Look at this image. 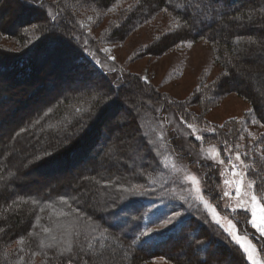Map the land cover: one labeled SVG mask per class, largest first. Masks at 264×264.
<instances>
[{"label": "trees", "instance_id": "trees-1", "mask_svg": "<svg viewBox=\"0 0 264 264\" xmlns=\"http://www.w3.org/2000/svg\"><path fill=\"white\" fill-rule=\"evenodd\" d=\"M116 1L119 0H79L83 7L101 9L112 6ZM16 3L43 13L44 31L40 37L45 39L43 36L47 34L45 29L48 27L62 31L64 36L57 39L72 50L78 67H84L83 64L88 66V63L94 66L107 89L97 91L92 88L96 84L71 86L65 92L50 97L24 121L12 124L3 134L4 141L0 139V264H143L154 258H164L172 264H244L242 252L216 224L203 217L202 211V215H198L199 207L188 210L183 201L167 193L136 195L132 200L117 199L116 194L111 197L114 192L111 193L108 186L110 182L119 180L129 183V180L133 183L141 177L139 171L145 165L142 161L146 156L145 141L137 126L141 113L151 111L150 98L156 99V94L134 78H112L111 72L102 70L99 62L94 61L98 53L92 41L59 5L51 4L49 10L42 0L32 1L31 4L17 0ZM131 5V8L123 10L117 29L112 27L107 30L108 36L117 39L159 12L169 13L176 26L148 45L145 53L161 55L184 41H203L209 45L213 63L220 71L213 81L199 84L197 93L201 96V107L210 106L230 93L241 97L247 101L248 110L241 119L233 118L227 125L240 126L248 117L262 128L264 139V0H132ZM35 23L33 18H29L15 26L13 31L6 30L23 47L21 52L0 50L1 56H8L12 61L11 68H26L36 51L32 48L45 42L37 40L38 44L27 45L23 36L21 39V35L26 36V28ZM72 67L76 70L77 65ZM0 69L6 71L7 67L3 64ZM21 77L18 80H23L24 77ZM125 87H128L127 91ZM37 88L40 89L39 86ZM136 90L143 94L141 99H133ZM103 93L111 94L112 100L108 101V95ZM117 94L123 95L117 99ZM204 94L206 97H202ZM156 97L161 101L160 95ZM164 101L163 98L156 115L166 118ZM200 103L195 104L199 106ZM110 111L122 114L119 120L121 131L116 132V127L99 130V127L102 128L100 124L94 131L96 135L91 133L96 120L99 122L102 114ZM163 127L171 145L172 139L177 137L176 128L167 121ZM256 138L252 143L253 149L261 146L259 136ZM22 140H25L21 146L25 154L17 163L11 159L14 156L12 151L16 146L20 148L18 142ZM89 142L91 145H88ZM125 142H129L130 146H124ZM132 147L138 157L135 158L141 160L138 173L126 169L127 154ZM79 150L82 152L78 153ZM37 156L41 159L36 160ZM178 156L182 157L181 153ZM108 157H115V165L111 166ZM95 158L101 160L100 165L89 161ZM257 158L260 177L254 175L255 187L264 191V174L261 172L264 170V155L262 161ZM53 160L69 162L70 168H79L78 164L86 161L93 164L94 170L88 169L79 174L84 170L79 168L77 174L80 177L71 185L68 182L54 183L53 186L31 189L21 185L18 189L16 180L21 169L43 172ZM250 162L256 164V161ZM136 163L139 165L138 161ZM199 163V167H204L202 175L207 189L213 168L210 162ZM59 165L56 163V167ZM84 185L92 187L91 191H85ZM106 192L109 193L107 198L103 195ZM205 200L210 203L214 199L209 195L205 196ZM201 204L204 202L201 201ZM175 211L182 213L175 223L142 236ZM237 216L239 214L233 216L235 222L245 229V219ZM65 219L72 224H67L71 227L70 245L65 248L47 243L46 238L51 233H58L53 232L55 225ZM246 234L253 237L252 233ZM179 244H184V247L180 248ZM211 247L220 255L212 254ZM261 251L264 254V248ZM225 252H230L226 258L223 257ZM234 253L239 259L235 258L236 255L232 256ZM232 258L236 263L231 262Z\"/></svg>", "mask_w": 264, "mask_h": 264}, {"label": "rangeland", "instance_id": "rangeland-1", "mask_svg": "<svg viewBox=\"0 0 264 264\" xmlns=\"http://www.w3.org/2000/svg\"><path fill=\"white\" fill-rule=\"evenodd\" d=\"M25 1L31 4L30 2L39 0ZM42 1L44 7L49 10H51V4L59 5L70 16V20L76 22L79 30L92 41L94 49L98 53V58L96 57L94 61L99 62L102 70L111 72L112 78L114 76L121 80L122 78H134L145 86H149L156 96L160 95L161 101L163 98L165 100L166 118L156 115L161 101L159 99L158 101L154 96L156 99L150 98L149 102L151 111L141 113L138 122L137 127L140 135L144 138V149L147 156L142 158L145 165L139 171L141 177L133 183L129 180V183L119 180L113 181L114 183L110 182L108 185L112 190L110 192H114L111 197L117 195V199L129 198L132 200L136 195L131 194V191H135L137 188L147 195L167 193L175 196L176 199L184 202L188 210L194 209L195 206L201 208L197 209L198 215L201 216L200 211H202L206 214V216L203 214V217L208 222L216 224L218 229L220 228L228 236L242 252L244 264H251V261L247 259V253L244 252V247H248L254 258L260 264H264V254L261 251L264 248V235L251 226L250 211L252 196H255L256 203L264 208V191L257 190L254 182V175L260 177L258 158L255 159V157H259L262 161L264 155V139L261 135L263 130L257 126V123H253V119H248V117L243 119L240 126L230 125V123L227 125L233 118L241 119L249 107L247 101L233 93L210 106L201 107L199 101L201 96L197 93L199 84L213 81L220 71V68L213 63L211 47L203 41H184L161 55L146 54L148 45L157 41L163 32L174 28L177 24L175 19L165 11L139 23L130 32L120 35L121 37L117 39L110 38L107 30L112 27L117 29V22L122 18L123 10L131 8L132 0H119L112 6L102 9L83 7L79 0ZM16 2L17 0H0V50L6 53L7 51L21 52L23 48L20 47L21 42H18L15 36L9 35L6 30L13 31L15 26L29 18H33L36 23L26 28V36L21 35V39L24 38L27 45L38 44L37 40H45V42L43 45L32 48V51H36L32 54L26 68H11L13 65L10 58L0 55V66L5 64L7 67L6 71L0 69V139L2 140L4 139L3 134L9 130L12 124L24 121L27 115L35 112L50 97L59 92H65L71 86L96 84L102 86L100 89L103 92L107 89L94 66L88 63L89 67L86 64H83L84 67H78V61L76 62L72 57V50L60 42V39H57V37L64 36L62 31L48 27L45 29L47 34L43 36L45 39H42L40 35L44 31L45 15L29 8L28 5L23 7ZM47 39L48 42H46ZM36 47L38 48L36 49ZM79 61L84 62L80 59ZM73 65H77L76 70L72 67ZM20 73L22 75H19ZM21 76L24 77L23 80H18ZM127 89L128 87L124 88L126 91ZM136 91L133 94V99H141L143 94H140L139 90ZM119 95L121 94H117V99L123 94ZM109 97L113 98L108 93L107 100ZM202 97H206V95L204 94ZM195 103L200 104L198 106ZM121 116L122 114L112 111L102 114L100 121L94 122L95 125L91 133L96 135L94 131L100 124H102V128L99 127V130H108L109 128L113 130V127H116L115 131L120 132L122 128L119 124ZM165 121L173 124L176 128L174 129L177 137L172 139L171 145L167 141L168 134L164 132ZM258 136L261 146L253 149L254 141ZM24 143L25 140L18 142L20 148H16V146L12 151L14 156L11 159L17 163L18 159H22L25 154L23 148L21 149ZM125 143L124 146L129 145V142ZM88 145H91V142ZM136 145L141 148L139 143ZM133 148H130L131 150L127 154L126 169L137 172L141 160L136 159L138 157L132 150ZM83 150L84 148H82ZM82 151L79 150L78 153ZM178 153H181L182 157L178 156ZM114 158L108 157L111 166L115 165ZM53 161L48 163L49 167L43 172L41 170L37 172L39 171L37 169L34 171L21 169L22 172L16 180L17 186L19 185L18 189L21 185L30 189L53 186L54 183L58 185L68 182L71 185L78 181L79 174L89 171L88 169L94 170L91 161L97 165H100L101 162L99 158L89 159L91 163L81 162L78 166H80V170L83 168L84 170L77 174L80 171L77 166L70 168L69 162ZM137 161L139 165L136 163ZM200 161L210 162L211 168H213V171H210L212 179L209 180L207 189L204 186V176L202 175L204 167L198 166ZM250 161H256V164ZM56 163L60 164L61 168L56 167ZM22 166L23 161L19 167ZM145 168L146 170H144ZM261 172L264 174V170ZM191 178H194L195 183ZM125 180L127 181V179ZM225 180L228 181V184L224 183ZM84 187L87 192L92 189L89 185H84ZM237 187L240 188L239 194L236 193ZM224 192H228L229 195L225 197ZM103 195L106 198L109 197L108 192ZM209 195L214 199L213 201L209 200L208 204L211 205V209H215V218L211 209L207 208L205 203L201 204V201H206L205 196ZM199 197H203V200ZM236 214L245 219V223H243L245 229L235 222L233 216ZM172 215L173 213L168 217ZM60 221L55 225L53 231L58 232L57 235L51 233L46 238V242L66 248L71 243V227L68 225L72 224L69 219ZM163 221L152 227L151 230L165 228ZM59 233L60 235H58ZM229 233L239 237V241L234 240L233 235ZM246 233H252L253 237ZM179 247H184V244H179ZM213 251L212 254L215 256L220 255L217 250ZM227 255L229 256L230 252H225L223 257L226 258ZM233 255L239 259L237 254ZM231 262L236 263L233 258ZM143 264L172 263L164 258H154Z\"/></svg>", "mask_w": 264, "mask_h": 264}, {"label": "snow or ice", "instance_id": "snow-or-ice-1", "mask_svg": "<svg viewBox=\"0 0 264 264\" xmlns=\"http://www.w3.org/2000/svg\"><path fill=\"white\" fill-rule=\"evenodd\" d=\"M105 51H107V50H105ZM101 87H102V86H98V85H97V86H94V87H92V88H95L97 91H100V88H101ZM103 95L107 96L108 93H103ZM111 99H112V98L109 97V100H111ZM109 100H108V101H109ZM102 106H103V105H102ZM102 106H101V107H102ZM101 107H100V108H101ZM100 108H99V109H100ZM99 109H98V110H99ZM98 110H97V111H98ZM254 123H255V121H254ZM189 127H191V125H189ZM45 155H50V153H46ZM40 159H41V157H39V156L36 157V160H40ZM191 179H193V182L195 183L194 178H191ZM224 183H225V184H228V181L225 180ZM249 187H250V185H249ZM130 191H131V190H130ZM197 192H199V189H197ZM236 193H237V194L240 193V188H239V187L236 188ZM131 194H133V195H143L144 193L141 192V191L137 188V189H135V191H131ZM228 195H229L228 192H224V196H225V197H227ZM199 198H200L201 200H203V197H199ZM251 201H252V206H251V209H250V211H251V216H252V219H251V226H252L254 229H256L258 232H260L261 235H264V208H261V207L256 203V197H255V196H252V197H251ZM204 203H205V206H206L207 208L211 209V205H209L207 201H205ZM211 211H212V215H213V217L215 218V216H216V211H215V209H211ZM180 217H181V213H180V212H178V211L173 212V215H172V216L168 217L167 219H165V220L163 221V227L166 228L168 225L175 223V222L178 220V218H180ZM217 223H218V221H217ZM44 231H47V229H44ZM151 233H152L151 229H148V230H146L144 233H142V236L145 237V236H148V235L151 234ZM229 234H230V235H233L232 233H229ZM233 239L236 240L237 242L239 241V237H237V236H235V235H233ZM241 247H243V245H241ZM244 252L247 253V259H248L249 261H251V264H260V262L254 258L253 253H252L251 251H249V248H248V247H244Z\"/></svg>", "mask_w": 264, "mask_h": 264}]
</instances>
